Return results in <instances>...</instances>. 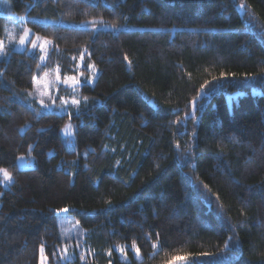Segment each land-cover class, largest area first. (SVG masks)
<instances>
[{
  "label": "trees",
  "instance_id": "trees-1",
  "mask_svg": "<svg viewBox=\"0 0 264 264\" xmlns=\"http://www.w3.org/2000/svg\"><path fill=\"white\" fill-rule=\"evenodd\" d=\"M9 1L52 43L45 60L14 47L0 60V168L13 177L0 264H40L43 246L54 264H264V0ZM6 26L0 15V40ZM82 60L99 73L80 103L43 110L35 81ZM63 208L86 229L84 260H56Z\"/></svg>",
  "mask_w": 264,
  "mask_h": 264
},
{
  "label": "rangeland",
  "instance_id": "rangeland-1",
  "mask_svg": "<svg viewBox=\"0 0 264 264\" xmlns=\"http://www.w3.org/2000/svg\"><path fill=\"white\" fill-rule=\"evenodd\" d=\"M0 15L7 18L6 36L0 40V60L8 56L10 48L15 49H38L42 53L45 60L48 56L49 46L52 41L40 34H35L34 31L26 25V16H20L18 13L11 11L10 1L2 0L0 4ZM42 22L60 23L72 27L86 28L91 30H111L119 32L123 29H130L131 25H115L105 22L101 19H93L87 21L68 22L64 20H53L46 17L35 18ZM23 37V41L21 40ZM86 64L83 60L80 61V67L77 75L63 76L58 68L46 72L41 78L35 81L32 94L37 98L40 106L46 111H56L63 113L70 111L71 107L77 106L82 100L80 94V86L83 82L94 84L97 80L99 69L95 64L89 67V74L84 69ZM238 92L229 94L230 105L233 103V97H236ZM43 101V103H41ZM62 136L71 144L75 140V126L68 122L61 131ZM68 143V144H69ZM34 159H29L25 155L18 158V164L21 168L30 167ZM13 177L6 167L0 168V186L7 188L12 182ZM2 190L0 188V194ZM66 209V210H65ZM59 238L58 256L56 260L67 262L69 260L80 258L84 260L87 255L86 229L73 216L69 208L57 210ZM116 251L120 257L125 260H130L131 255L128 248L124 245L116 246ZM133 254L137 258H142V254L137 248H132ZM40 264H54L45 254V247L41 249ZM169 264H189L186 258L177 257Z\"/></svg>",
  "mask_w": 264,
  "mask_h": 264
},
{
  "label": "snow or ice",
  "instance_id": "snow-or-ice-1",
  "mask_svg": "<svg viewBox=\"0 0 264 264\" xmlns=\"http://www.w3.org/2000/svg\"><path fill=\"white\" fill-rule=\"evenodd\" d=\"M23 39H24V38H23V37H21V40H22V41H23ZM222 75H223V74H222ZM201 87H203V85H202ZM41 103H43V101H41ZM65 210H66V209H65Z\"/></svg>",
  "mask_w": 264,
  "mask_h": 264
}]
</instances>
